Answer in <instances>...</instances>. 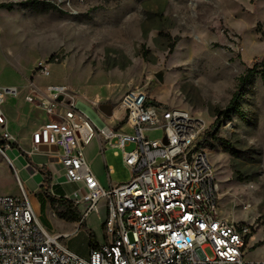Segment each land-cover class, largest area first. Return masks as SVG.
I'll return each mask as SVG.
<instances>
[{
    "label": "rangeland",
    "instance_id": "1",
    "mask_svg": "<svg viewBox=\"0 0 264 264\" xmlns=\"http://www.w3.org/2000/svg\"><path fill=\"white\" fill-rule=\"evenodd\" d=\"M0 3L15 4L9 12L0 10V86L32 83L44 89L64 85L91 116L110 128L113 118L103 115L99 106L108 104L114 111L121 95L138 87L164 108L185 109L202 118L212 132L216 130L231 150L224 152L218 141L207 138L208 158L219 186L220 212L249 226L246 259L264 260V84L259 75L242 84L239 81L246 68L264 58V0ZM3 52L9 54L5 63ZM48 59L52 62L50 75H34L37 63ZM9 98L5 97L1 108L12 115L7 133L14 136L18 100ZM2 130L0 127V134ZM122 130L131 132L127 126ZM146 136L161 140L163 132L151 131ZM19 145L30 150L27 142L20 140ZM108 147H104V158L105 165L114 169L111 180L127 182L129 169L113 154L118 151L122 156L121 151ZM8 155L13 159L12 153ZM14 164L38 217V202L44 203L39 218L43 226L52 234L72 231L62 242L71 252L88 256L86 230L61 219L64 208L52 200L55 197L49 189L34 192L37 183L32 178L24 180L16 161ZM54 174L57 181L62 178L60 172ZM75 189V185L59 184L53 190L70 200L67 194ZM16 194L15 171L0 155V196ZM100 217L105 220V209ZM85 220L87 229L102 242L98 221L93 223L88 216Z\"/></svg>",
    "mask_w": 264,
    "mask_h": 264
},
{
    "label": "built area",
    "instance_id": "2",
    "mask_svg": "<svg viewBox=\"0 0 264 264\" xmlns=\"http://www.w3.org/2000/svg\"><path fill=\"white\" fill-rule=\"evenodd\" d=\"M51 63H37L33 74L48 77ZM28 88L25 101L52 119L32 132L24 155L29 162L33 156L57 160L65 184L76 186L67 197L82 219L103 204V240L81 258L62 242L69 234H52L43 226L8 155L18 153L16 140L3 129L0 155L15 171L18 194L0 196V264H264L246 259L249 226L220 212L219 186L207 152L212 127L202 118L182 108H164L134 87L121 95L110 128L91 120L64 85L41 89L30 83ZM17 96L14 87L0 88L1 128L6 125L5 97ZM157 130L163 132L161 140L146 136ZM93 139L121 151L130 173L127 182L99 183L84 154ZM127 146L132 150L126 151ZM48 192L55 196L51 188Z\"/></svg>",
    "mask_w": 264,
    "mask_h": 264
},
{
    "label": "crops",
    "instance_id": "3",
    "mask_svg": "<svg viewBox=\"0 0 264 264\" xmlns=\"http://www.w3.org/2000/svg\"><path fill=\"white\" fill-rule=\"evenodd\" d=\"M0 10L5 11L3 9H0ZM3 58L5 61L4 60H2V61H3V63H5L9 58V54L6 52H3ZM2 87H14L18 91L17 97H15V98L10 97L9 98L12 100H18V103H17L18 112H16L17 114L15 115V116H17V122H18L17 123V129H18V131L14 136L11 134L10 135L15 138L16 143H15L14 147L16 149H18L17 151H20L21 152L20 154L22 155V154H25V152H27V150H23L22 148H20L19 141L21 140V141L27 142L30 145V137H31L32 132L35 131L37 128H39L44 123L50 121L52 118L47 116L35 104L25 101V96H27L30 93V89L28 88V84H23L22 86H18L16 84L15 85L12 84V85L0 86V88H2ZM82 108L84 109L86 114L91 118V120H93L95 122L100 121L98 117L91 116V114L89 112H87L84 107H82ZM2 111H3V109H2ZM3 113H4V117L6 119V125L4 128H1V129H5V131H8L7 129L11 125L10 123L12 121L10 116H12V115L9 116L7 114V112H5V111H3ZM105 145H107V142L101 141L98 139H93L90 142V144L85 147L84 154H85L86 160L88 161V164H89L91 170L93 171V173H94L95 177L97 178V180L99 181V183L104 187L115 186V185H118L121 183H117V182H114L111 180V176H113L114 169L111 166L107 167L105 165V158H104V152L106 150V148H104ZM108 148L113 150L110 147H108ZM45 149L46 148H42V150H45ZM50 151L53 153L54 156L58 154V151L54 148H51ZM11 153L13 155L14 161H16V163L18 164L19 171L22 174L23 179L27 180L29 178H32L37 183V186H36V189L34 192H39L40 184L42 183V180L44 178V176L39 174V172L37 171L40 168H42L44 171L50 173V175H51V185H50L51 187L50 188H51V191L53 193H54L53 189L57 185L65 184L64 176L62 174V171L60 170V167L57 166V164H56L57 163L56 159H53V158L49 159L46 156H33V158L37 159L36 163L33 162V158L30 159V163L34 164V166H37L36 168H33L31 165H29V166L27 165L23 156L18 157V153H16L15 151H13ZM113 154H114V156L121 157V161L123 163L122 156L120 155V153L118 151H113ZM39 166H41V167H39ZM55 171L60 172L62 174V178L59 181L56 180V176H55L56 174H54ZM52 186H54V187L52 188ZM101 210H104L102 203L100 204L98 212L90 213L88 215V217H90V219H91V222L97 224V221H98V223L100 224V228H102V225H101L102 219L100 217V211ZM37 211L39 212V202L37 205ZM78 213H79L80 220L84 221L86 227L88 228L86 220L82 219V214H81V211L79 209H78ZM73 223L78 228V225L80 222L76 221ZM72 233L73 232L71 231L70 233H67V234L70 235ZM94 235L96 238V242H99L97 237H96V234H94ZM79 257L86 258L87 256L86 257L79 256Z\"/></svg>",
    "mask_w": 264,
    "mask_h": 264
},
{
    "label": "trees",
    "instance_id": "4",
    "mask_svg": "<svg viewBox=\"0 0 264 264\" xmlns=\"http://www.w3.org/2000/svg\"><path fill=\"white\" fill-rule=\"evenodd\" d=\"M14 5H15L14 3H0V9H3L5 11L9 12L13 9ZM172 49H173V46L170 47V52L172 51ZM254 75H259L261 77L263 84H264V58L261 62L254 64L251 68H246L244 75L240 78L239 81L242 84L244 81L248 80L249 78L253 77ZM231 101L233 102L234 98ZM210 138L214 139L215 141H218L224 152L229 153L231 151L230 146L228 144H226L225 142H223L220 138L217 137L216 130L210 133ZM207 145H208V143H207ZM22 156L25 158V161L28 164H30L28 158L24 154H22ZM37 171L39 172V174L44 176L39 189L40 188H46L48 190L51 187L50 186L51 185L50 173L44 171L42 168H40ZM53 187L54 186H52V188ZM54 195L55 196H53V197H55V198H53L52 200L57 201V203L62 208H64L63 214H59V217L61 219H65L66 221H69V222H76V221L80 222L78 225V228L79 229L83 228L86 230V234L88 237V247L95 246L97 243L95 235L91 230L87 229L84 221L80 220L77 207L73 206L72 202L70 200H68L66 197H64L62 195H58L56 193H54ZM44 209H45L44 203L40 202L39 203V213H40L39 218H41L43 216Z\"/></svg>",
    "mask_w": 264,
    "mask_h": 264
},
{
    "label": "water",
    "instance_id": "5",
    "mask_svg": "<svg viewBox=\"0 0 264 264\" xmlns=\"http://www.w3.org/2000/svg\"><path fill=\"white\" fill-rule=\"evenodd\" d=\"M99 110L102 114H104L107 117H110L112 114V107L108 104L100 105Z\"/></svg>",
    "mask_w": 264,
    "mask_h": 264
}]
</instances>
